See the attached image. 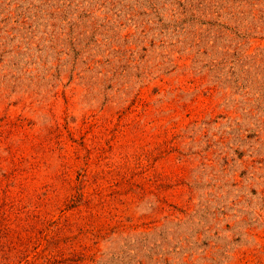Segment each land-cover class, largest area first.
<instances>
[{"label": "rangeland", "instance_id": "rangeland-1", "mask_svg": "<svg viewBox=\"0 0 264 264\" xmlns=\"http://www.w3.org/2000/svg\"><path fill=\"white\" fill-rule=\"evenodd\" d=\"M0 264H264V0H0Z\"/></svg>", "mask_w": 264, "mask_h": 264}]
</instances>
